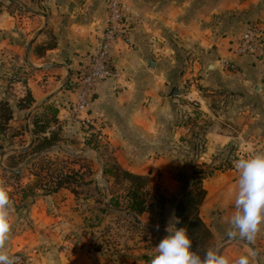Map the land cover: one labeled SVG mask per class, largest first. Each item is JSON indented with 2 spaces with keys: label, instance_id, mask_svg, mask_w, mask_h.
Segmentation results:
<instances>
[{
  "label": "crops",
  "instance_id": "0c3cea01",
  "mask_svg": "<svg viewBox=\"0 0 264 264\" xmlns=\"http://www.w3.org/2000/svg\"><path fill=\"white\" fill-rule=\"evenodd\" d=\"M124 1L131 9L129 40L114 45L117 76L98 85L91 108L98 131L87 129L85 136L104 138L122 167L150 176L153 188L169 200L166 225L175 215L172 199L184 186L180 175H187L194 163L208 169L200 215L214 233L218 252L235 264L253 245L258 264H264V224L252 241L228 235L239 173L235 167L218 168L231 147L246 156L264 151V62L230 51V40L243 29L226 24L229 15L244 27L251 22L264 25V0ZM106 11V0H0V63L8 53L24 51L20 61L23 58L26 69L33 70L27 85L17 83L23 93L26 87L32 90V109L53 102L62 123L79 124L68 118L75 99L69 84L96 48ZM49 34L56 36L57 45L36 55L34 47ZM174 87L179 94L171 95ZM188 116L193 121L185 123ZM204 123H209L204 147L195 149L188 139ZM59 147L58 152L65 151ZM85 150L96 154L99 168L90 179L92 185L102 193V182L110 191L113 179L104 173L100 150L86 145L80 151ZM82 196L69 188L40 191L24 217L14 208L8 254L24 253L25 264H149L144 251L135 247L128 246L127 256L88 249L87 243L94 244L112 224L115 212L106 211L101 222L90 226L92 207L100 206L96 199ZM138 219L145 227H155L148 213ZM76 234L81 240L74 244ZM166 235L160 234L159 241Z\"/></svg>",
  "mask_w": 264,
  "mask_h": 264
},
{
  "label": "trees",
  "instance_id": "16d2710c",
  "mask_svg": "<svg viewBox=\"0 0 264 264\" xmlns=\"http://www.w3.org/2000/svg\"><path fill=\"white\" fill-rule=\"evenodd\" d=\"M247 25L248 23L245 24V26ZM56 45V36L49 34L46 41L34 47V53L41 56L46 50L52 49ZM15 68L16 72L9 79L10 83L22 82L24 85H27L29 75L33 68H30V71H26L27 69L24 65H19ZM20 74L25 75L21 77ZM74 82L71 85L69 84L72 90L75 86ZM34 100L32 90L26 87L25 94L16 101V107L20 110L31 109L34 105ZM58 113L59 107L51 102L43 103L31 113L29 116V124L32 126L30 128L32 134L30 143L32 144L27 150H15L16 147H14L11 141L0 144V155L4 157V164L0 166L3 172L11 174L20 181L22 171L33 166L36 161L43 160L46 165L53 164L56 161L49 153L52 151L53 146L58 145L62 140L61 129L58 127L60 121ZM199 115L200 111H196V116ZM13 118V102L7 97L2 98L0 100V134L6 133L10 126L9 123ZM183 121L185 123L187 121H193V118L188 116ZM208 126L209 123H204L194 132L192 139H188V142L190 144L192 143L195 149L204 147L205 133ZM24 130L27 131V126L24 127ZM195 138L197 141H195ZM236 151V147L229 148L218 168L228 169L234 167L233 161L236 159ZM40 170L32 172L33 178L27 183L22 184L21 181L18 182V188L15 192L9 190L10 199L11 202L13 201L12 204L15 210L20 212L23 217L27 215L30 207L35 202L36 195L40 191L44 194H51L62 188H69L78 195L80 188L85 183L84 180H86L84 174L79 169L63 171L57 168L51 170L48 167L44 169L46 173ZM104 173L112 177V186L115 189L117 188L116 190H123V193L119 194L117 191L112 194L110 203L106 202L105 206L101 207L94 214V217L90 219V226L101 222L106 215V211L111 209V206H116L125 212V216L133 219L137 228H142L150 232L152 236L159 237L161 232L141 225L138 219L139 215L148 213L150 223L154 226L159 225L160 229L165 228L167 221L166 204L169 200L158 188H153L150 176L134 173L122 167L113 157L109 163L104 162ZM207 173L208 169L202 165L197 163L192 164L190 173L187 175L182 173L180 175L184 186L178 196L172 199L175 208V217L181 221L176 226L186 227L188 229V235L192 239V250L196 251L201 258L204 257L207 250L214 249L215 245L214 233L200 215V206L204 202L207 194V190L203 186V177ZM154 253V250L150 249L142 257L150 261ZM118 255L127 256L128 254Z\"/></svg>",
  "mask_w": 264,
  "mask_h": 264
},
{
  "label": "rangeland",
  "instance_id": "374dc122",
  "mask_svg": "<svg viewBox=\"0 0 264 264\" xmlns=\"http://www.w3.org/2000/svg\"><path fill=\"white\" fill-rule=\"evenodd\" d=\"M238 20L230 18L229 15H226V24L229 25L232 29L237 31H241L245 27L238 24ZM24 53V51H23ZM23 53L19 54H12L8 53L7 58L4 61H1L0 63V100L2 98H9L13 102L14 106V118L9 123V128L4 134H0V144L6 143L7 141H11L16 148H22L24 145H28L31 142L32 134L28 131L24 130V127L26 126L27 122L30 128L32 127L29 124V114L36 109H25L20 110L16 107V101L25 93H23V88L17 83L13 82L10 83L9 79L13 76V74L16 72V66H19V63H23L24 67L28 69L29 66H26L28 64L24 63L25 61L22 58V61H20V55L22 56ZM22 65V64H21ZM6 71V72H5ZM28 71V70H26ZM25 72V71H24ZM26 73V72H25ZM25 74H20L21 77H24ZM54 104L53 102H51ZM29 110L31 112H29ZM61 129V135L62 140L59 142L58 145L53 146V151L49 153V155L55 159L56 161L53 164H48L43 162V160H38L36 163L31 166L28 169H24L22 171L21 176V183L25 184L28 181H30L33 178L32 172L35 171H42L43 173H46L44 169L50 168L51 170H54L55 168L61 169L63 171H69L72 169H79L85 176V183L80 188V194L83 195L82 197L90 198V200L96 199V203H99V209L101 207L105 206V203H110V199L112 197V194L116 193L118 190L114 188V186H111L110 191L107 190V188L103 185L102 182L99 184V187L101 188V192H99L94 185H92V177H94V174L99 171L96 154L93 151L85 150L80 151L81 147H85L86 145L90 146L93 149L100 150L101 157L104 160L105 163H109L114 156L112 155L111 150L108 148L106 140L104 138L97 137H86V128L81 126L80 124L77 125H65V123H62V121H59V126ZM90 130V129H89ZM88 130V131H89ZM90 133V131H89ZM63 147L65 151H59L60 147ZM100 148V149H99ZM238 150V149H237ZM1 152V148H0ZM242 153V152H240ZM244 156H246L244 153H242ZM2 155H0V166L3 163V160L1 159ZM236 160V159H235ZM234 160V161H235ZM23 166V165H22ZM234 168V167H232ZM191 170L189 171V173ZM0 178H3L8 186V189L10 191L15 192L18 188V182L15 177H13L11 174L3 172L0 168ZM114 190H116L114 192ZM42 192V191H41ZM13 203V201L11 202ZM12 207L14 209V206L12 204ZM91 205H87V209ZM94 207V208H93ZM92 207V211L97 213L99 209H95L96 206ZM116 210L109 209L108 212H115L113 213L112 224H107V226L104 228L103 232L100 233L99 239L95 240V243L89 242L87 243V246L89 245L88 249L90 251H96L103 254H115L117 252H120L122 248L126 250V253H129L127 248L135 247L140 253L141 251L144 253L148 250H154L155 247L159 244V239L157 236H152L150 232L145 231L142 228H137L134 226V228H131L132 225H135V223L131 220H128L126 218L125 213L120 211V207L113 206ZM89 217L88 222L91 221L94 217ZM115 215V216H114ZM168 221V220H167ZM166 221V222H167ZM131 223V224H130ZM168 225L165 224V227ZM18 227V226H16ZM166 229V228H164ZM94 234V233H93ZM162 234V233H161ZM157 239V240H156ZM73 243L76 242L79 243L81 240L79 235L76 234L72 237ZM94 241V239H93ZM159 241V242H158ZM132 243V244H128ZM215 243V242H214ZM243 247V246H242ZM215 250L219 251L220 248L216 246V243L214 245ZM247 253L249 264H258V258L256 256V252L254 249L250 246H247ZM152 252V251H151ZM143 253V254H144ZM246 256V255H245Z\"/></svg>",
  "mask_w": 264,
  "mask_h": 264
},
{
  "label": "clouds",
  "instance_id": "9594fccd",
  "mask_svg": "<svg viewBox=\"0 0 264 264\" xmlns=\"http://www.w3.org/2000/svg\"><path fill=\"white\" fill-rule=\"evenodd\" d=\"M239 173L235 189L234 212L229 218L228 235L234 239L252 241L264 224V151H256L234 161ZM12 207L6 181L0 178V264H15L6 244L12 230ZM174 221V223H173ZM174 213L165 231L168 233L155 247L149 264H232L229 258L215 249L206 251L203 258L192 250V239L186 227H177ZM159 231L160 226L156 225ZM235 264H249L241 256Z\"/></svg>",
  "mask_w": 264,
  "mask_h": 264
},
{
  "label": "built area",
  "instance_id": "2783aa9c",
  "mask_svg": "<svg viewBox=\"0 0 264 264\" xmlns=\"http://www.w3.org/2000/svg\"><path fill=\"white\" fill-rule=\"evenodd\" d=\"M106 3L107 11L100 40L88 62L77 74L73 89L75 99L68 109L69 119L95 132L98 131V125L91 116L94 94L101 82L114 80L117 76L114 64L115 43L129 40L127 22L131 13L130 6L124 0H106ZM229 50L237 55H252L264 62V25L259 22L248 24L238 36L230 40ZM241 157L245 156L237 150L236 160ZM115 254H126V250L122 248ZM10 257L14 258L15 264H25L27 261V256L20 252L12 253Z\"/></svg>",
  "mask_w": 264,
  "mask_h": 264
},
{
  "label": "water",
  "instance_id": "95a60500",
  "mask_svg": "<svg viewBox=\"0 0 264 264\" xmlns=\"http://www.w3.org/2000/svg\"><path fill=\"white\" fill-rule=\"evenodd\" d=\"M41 32H42V31H40V33H41ZM31 45H32V42L30 43L29 47H31ZM153 62H154V61H153ZM176 94H179V91H178L177 87H174V88H173V91H172V93H171V95H176ZM27 131H28L29 133L31 132V131H30V127H29L28 124H27ZM32 142H33V141H32ZM31 144H32V143H30V144H28L27 146H25V147H23V148H20V149L16 148L15 150L25 151V150H27V149L31 146ZM215 172H216V169L212 170V171L209 173V175H210V176H213ZM150 228H152V229H154L155 231H157L155 227H150ZM158 232H161V233H163V234H168V233L165 231V229H159ZM251 247L254 249V251L256 252L257 256H259V253L257 252L256 248H255L253 245H251Z\"/></svg>",
  "mask_w": 264,
  "mask_h": 264
}]
</instances>
